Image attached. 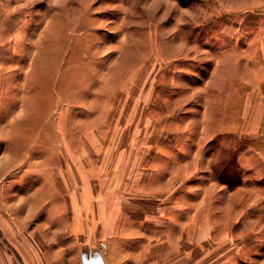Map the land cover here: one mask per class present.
Masks as SVG:
<instances>
[{
  "label": "crops",
  "instance_id": "obj_1",
  "mask_svg": "<svg viewBox=\"0 0 264 264\" xmlns=\"http://www.w3.org/2000/svg\"><path fill=\"white\" fill-rule=\"evenodd\" d=\"M237 44L248 76L215 81L222 52L194 88L203 113L155 117L148 98L127 127L93 129L75 151L64 116L8 81L0 46V264H212L242 227L259 234L264 37L251 52Z\"/></svg>",
  "mask_w": 264,
  "mask_h": 264
},
{
  "label": "rangeland",
  "instance_id": "obj_2",
  "mask_svg": "<svg viewBox=\"0 0 264 264\" xmlns=\"http://www.w3.org/2000/svg\"><path fill=\"white\" fill-rule=\"evenodd\" d=\"M263 35L264 0H0L8 81L33 84L45 114L64 116V146L74 151L93 129L127 127L148 98L155 117L203 113L195 86L222 52L214 80L246 79L250 59L232 58L233 47L251 52ZM245 230L228 256L212 251V264H264V228Z\"/></svg>",
  "mask_w": 264,
  "mask_h": 264
},
{
  "label": "water",
  "instance_id": "obj_3",
  "mask_svg": "<svg viewBox=\"0 0 264 264\" xmlns=\"http://www.w3.org/2000/svg\"><path fill=\"white\" fill-rule=\"evenodd\" d=\"M83 260H85V256L83 255Z\"/></svg>",
  "mask_w": 264,
  "mask_h": 264
}]
</instances>
